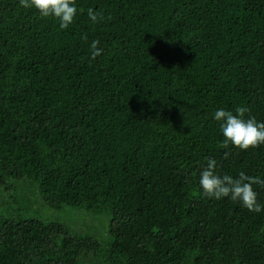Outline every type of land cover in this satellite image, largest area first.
I'll use <instances>...</instances> for the list:
<instances>
[{"label":"trees","instance_id":"1","mask_svg":"<svg viewBox=\"0 0 264 264\" xmlns=\"http://www.w3.org/2000/svg\"><path fill=\"white\" fill-rule=\"evenodd\" d=\"M76 7L61 29L0 0V199L20 183L47 208L108 213L111 238L0 208V264H264V210L199 185L209 158L220 176L264 179V144L220 148L214 119L245 106L264 122V0Z\"/></svg>","mask_w":264,"mask_h":264},{"label":"clouds","instance_id":"2","mask_svg":"<svg viewBox=\"0 0 264 264\" xmlns=\"http://www.w3.org/2000/svg\"><path fill=\"white\" fill-rule=\"evenodd\" d=\"M19 5L24 9H35L41 18H55L59 21L61 29H67L73 24L77 15L76 0H19ZM87 15L93 24L104 20L102 12L92 8L87 10ZM82 39L87 40V34ZM98 40L92 41L90 45L91 58L103 53ZM250 109L245 106H238L233 111L218 109L214 113V119L220 122V129L223 140L220 148L228 149L230 145L246 151L250 148H258L264 144V122H258L254 116L246 117ZM225 158L230 155L224 153ZM217 161L214 158L207 160V166L199 174V185L202 189V196L209 199L221 200L230 198L233 202H239L249 212L259 213L264 210L257 199V192L254 185L264 187V179L258 176L246 175L243 171L234 178L231 175L220 176L216 172Z\"/></svg>","mask_w":264,"mask_h":264},{"label":"rangeland","instance_id":"3","mask_svg":"<svg viewBox=\"0 0 264 264\" xmlns=\"http://www.w3.org/2000/svg\"><path fill=\"white\" fill-rule=\"evenodd\" d=\"M18 186L20 187L19 191L14 192V195L9 199L7 197L0 199V208L3 209L6 214L17 213L19 215L58 220L63 222L68 229L74 233L96 236V238L103 242V245H106L110 240L111 237L108 235L107 230L110 220L108 213L95 215L72 207L62 210L50 209L43 206L40 199H35L36 197L33 195V191H24L26 185L18 183ZM11 193L12 192H10V194ZM12 199L13 203H11ZM10 211H13V213H10ZM80 262L82 264H110L101 256L98 257V259H81Z\"/></svg>","mask_w":264,"mask_h":264}]
</instances>
